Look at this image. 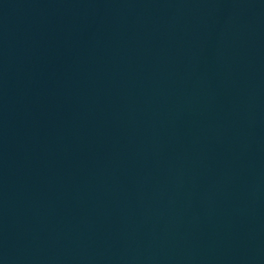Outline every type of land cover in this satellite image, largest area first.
Returning <instances> with one entry per match:
<instances>
[{
  "label": "water",
  "instance_id": "water-1",
  "mask_svg": "<svg viewBox=\"0 0 264 264\" xmlns=\"http://www.w3.org/2000/svg\"><path fill=\"white\" fill-rule=\"evenodd\" d=\"M0 264H264V0H0Z\"/></svg>",
  "mask_w": 264,
  "mask_h": 264
}]
</instances>
